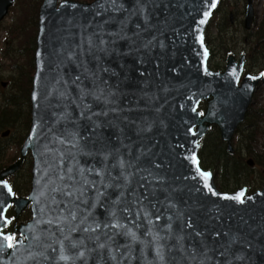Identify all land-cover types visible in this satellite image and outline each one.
Returning a JSON list of instances; mask_svg holds the SVG:
<instances>
[{
	"label": "water",
	"instance_id": "95a60500",
	"mask_svg": "<svg viewBox=\"0 0 264 264\" xmlns=\"http://www.w3.org/2000/svg\"><path fill=\"white\" fill-rule=\"evenodd\" d=\"M57 1L39 8L29 132L0 171V264H264V184L222 191L198 154L212 125L233 152L263 81L239 82L243 57L208 67L219 0ZM12 4L0 0V21ZM252 17L247 0L246 28ZM28 152L30 191L15 196L5 178ZM240 192L243 202L232 199ZM11 205L19 236L9 248ZM69 208L75 221L63 219Z\"/></svg>",
	"mask_w": 264,
	"mask_h": 264
},
{
	"label": "rangeland",
	"instance_id": "374dc122",
	"mask_svg": "<svg viewBox=\"0 0 264 264\" xmlns=\"http://www.w3.org/2000/svg\"><path fill=\"white\" fill-rule=\"evenodd\" d=\"M251 1H252V6H253V17H252L251 23L252 22L254 23L253 31L255 33H257V32L262 31L264 29V26H263V24H264V0H251ZM28 2H29V0H28ZM39 2H40V0H38V2H37L36 9H38V7H39ZM20 3H21V0L15 1V4L12 6V9H11L10 16L3 23L4 29L6 27L10 26L9 27L10 32L9 33L4 32L3 36L2 37L0 36V46H1V48H0V75H2V77H3L1 79V81H8V79L12 80V83H11L12 90L8 84H6L4 86H2L0 84V107L4 106L6 104V98L7 97L10 98V100H16V103L12 102L13 105L9 104V106L14 107V105H18V107H20L19 108L20 118L16 122V128L13 126L0 128V171L2 169L6 168L7 166L13 164L14 162H16V160L20 157L19 156L20 155L19 141H20L21 137L23 136V134L27 131L25 123L27 121V118H30V115H31V104H30V101L28 102V99L25 95H27V91H28V94L30 91L29 81H28V88H27V78L30 76V80H31L32 73H33V69L31 72L30 59H31V56L34 52V46H35V41H36L35 36L37 34V22H38L37 14H38V12L36 13V9H35L29 15H27L26 0H25V3L23 0V3H22L23 7L21 6ZM245 4H246V0H221L219 3L220 7H222L221 9L228 8L227 11H229V10L232 11V15H234V18H236V21L237 20H243V19L245 21V13H244ZM26 15L28 16V19L26 17V19L23 20V18ZM215 18H218V17H215ZM215 18H214L213 22L211 21V24L208 26V29L206 31V36H207V39H209V40L215 32L214 27H215V24L217 23ZM258 25H260V27H258ZM241 27H243V24H241ZM258 28H260V29H258ZM4 29H3V31H5ZM15 37L18 38V40L16 41L18 44L25 43V46L28 48L22 54V57L19 56L16 59L12 57V59L9 60L4 54H2L3 50H5V51L7 50V52H10L7 49L8 43L6 45H4V39L6 40V42H9L12 39L15 40ZM225 42L226 43L224 46H228L229 42L227 41V39ZM232 43H234L236 45H241L242 41H241V39L236 40V39L232 38ZM232 46H233V44H232ZM224 50H225V48H223V52H224ZM217 51L220 52V54H223L222 51H219V50H217ZM6 55H9V54L7 53ZM257 58H258V61L261 62L262 60H264V55L263 54H257ZM15 62L18 63V68H16V69L12 67V65ZM209 63H210V66L214 69L217 67H221L220 70H223L224 66H225V61L222 62V64H220V61H219V64H218L219 66L215 65L217 63L216 56L215 57L211 56ZM13 69H15V70H13ZM257 70L258 69H255L254 71H257ZM242 77L243 76L241 75V78ZM14 78L16 81H14ZM13 91H15L18 95L14 96V94H11ZM20 99H22V101H19ZM252 100L253 101H252L251 105L249 106V108L252 107L254 104L259 106V107L264 106V82H260L258 84L257 90L254 93ZM203 103H204V105H203ZM201 105H203V108L206 106L205 102H202ZM248 110H247V112H248ZM240 127L241 126L239 125L237 127V129H239ZM6 129H10V133L8 135H6V137H4L1 134ZM237 129L235 130L234 135H233L232 140H231L232 147L234 150H235V148L237 149L238 146H244L245 145L244 142L243 141L240 142L238 137L236 136L237 133L242 135L243 128L241 127V129L239 131H237ZM213 133H214V130L213 129L211 130V128H210L205 133L202 140L206 144H210L212 137H213ZM222 142H224V141H222ZM200 148L201 147H199V152H200ZM258 148H260V147L258 146ZM245 157H246V162H247V159L252 158L251 156H248L246 154H245ZM31 164H32L31 157L29 155H26L24 157V161L22 162L21 166L14 173L6 176V177H8L7 179H9L16 186L21 185L23 187L22 190H20V189L16 190L18 195H20V196H25L29 191L30 180H31V173H30L31 172ZM247 164H248V162H247ZM252 166H254V164ZM211 171L214 174L215 184L220 190L231 192L238 187V186H234V188H232L234 184H232V182H230L227 185V187L221 188V186L219 185V181H218L219 177L214 173L213 170H211ZM258 172L253 173L251 176L257 177ZM230 175H232V174H230ZM252 178L253 177H251V181L249 183L250 187H247L248 193H251L257 189H261L262 185L264 183V179H260L258 181V183L254 184V183H252L253 182ZM225 179H226V181H228L229 176ZM26 210H28V208L24 209V211H26ZM27 219H29V218H25V220H23V221H26ZM19 221H22V220H19Z\"/></svg>",
	"mask_w": 264,
	"mask_h": 264
},
{
	"label": "trees",
	"instance_id": "16d2710c",
	"mask_svg": "<svg viewBox=\"0 0 264 264\" xmlns=\"http://www.w3.org/2000/svg\"><path fill=\"white\" fill-rule=\"evenodd\" d=\"M37 2L38 0H29V2L28 0H26L27 15H29L33 10L36 9ZM258 27H260V25H258ZM248 48V53L253 63V65L249 68L251 70L258 69L257 72H264V60L260 62L257 58V54L264 55V29L255 33V39ZM30 62L32 72V56ZM14 81H16L15 78ZM28 81L30 83V76L27 78V88ZM11 94H14V96L18 95L15 91H13ZM25 96L27 97L29 102L28 91L27 95ZM19 101H22V99H20ZM12 102L16 103V100H10V98L7 97L6 104L0 107V128L8 126H13L16 128V122L20 118V107H18V105H14V107L9 106V104L11 105ZM203 105H201V107H203ZM30 119L31 118H27V121L25 123L27 130L29 128ZM240 126L243 128L242 135L237 133L236 136L238 137L239 141H243L245 145L238 146L237 149L235 148L232 153L227 150L226 144L221 141L219 137V130L216 126L211 127V130L213 129L214 133L210 144H206L203 140L201 143L199 152L201 165L206 169H211L214 171V173L219 177L218 181L221 188L227 187L230 182L234 184L232 188H234V186L239 187L240 184V186L245 185L247 187H250L249 183L251 181V177H253L252 183L254 184L258 183L260 179H264V106L259 107L254 104L252 107H250L248 112L246 113L245 120ZM241 127L237 129V131H239ZM26 134L27 131L21 137L19 141L20 145ZM258 146L260 148H258ZM245 154L252 157L251 159L254 162V166H249L247 164ZM255 172H258V176H251ZM228 176L229 182L225 179ZM12 187L15 191L23 189L21 185L16 186L14 183H12ZM12 214L13 212L11 210L9 212V215ZM29 217L30 210L28 209L20 215V220H25V218Z\"/></svg>",
	"mask_w": 264,
	"mask_h": 264
},
{
	"label": "flooded vegetation",
	"instance_id": "af4514ba",
	"mask_svg": "<svg viewBox=\"0 0 264 264\" xmlns=\"http://www.w3.org/2000/svg\"><path fill=\"white\" fill-rule=\"evenodd\" d=\"M15 1H17V0H15ZM22 3H23V0H21V3H20L21 6L23 7ZM24 3H25V0H24ZM245 7H246V4L244 6V12H245ZM221 8L222 7H220V5H219V7H217L216 12H215L213 19H212V22H213L214 18L218 17V18H215L216 22H217L215 24V27H214L215 32H214L213 36L210 38V40L208 39L210 58H211V56H213V57L216 56L217 63L215 65L219 66L218 65L219 61H220V64H222V62H224V61L226 63V57L228 55L233 54L236 62H238L241 59V57H243L244 71H245V69L247 67H251L253 65V63L250 59L249 53H248L249 48H247V47L255 39V32L253 31L254 23L252 22L250 24V26L248 28H246L244 25L245 24L244 19L236 21V18H234V15H232L231 10L227 11L228 8H225V7H224L225 9H221ZM11 9H12V7H10L8 15L2 21H0V36L1 37L3 36L4 32L5 33L10 32L9 31L10 26H8L4 29L3 23L10 16ZM26 17L28 19V16L26 15L23 18V20L26 19ZM241 24H243V27H241ZM3 29L5 31H3ZM232 38L236 39V40L241 39V41H242L241 45H236V44L232 43ZM226 39L229 42L228 46H224L226 43L225 42ZM17 40H18L17 37H15V40L12 39L9 42H6V40L4 39V45H6L8 43L7 49L10 52H7V50L6 51L3 50L2 54H4L9 60H11L12 57L15 59L18 58L19 56L22 57V54L28 48L25 46V43L18 44L16 42ZM232 44H233V46H232ZM0 48H1V46H0ZM223 48H225L224 52H223ZM217 50L222 51L223 54H220V52H218ZM7 53L9 55H6ZM12 67L15 69L18 68V63L15 62L12 65ZM15 69H13V70H15ZM217 69H221V67H217ZM251 71H254V70H251ZM11 83H12L11 79H8V81H1V79H0V84L2 86L8 84L9 87H11ZM11 90H12V87H11Z\"/></svg>",
	"mask_w": 264,
	"mask_h": 264
},
{
	"label": "snow or ice",
	"instance_id": "6c2138e0",
	"mask_svg": "<svg viewBox=\"0 0 264 264\" xmlns=\"http://www.w3.org/2000/svg\"><path fill=\"white\" fill-rule=\"evenodd\" d=\"M212 7H215V3L213 2L212 4ZM208 13H205V17H207ZM201 23H204V21L202 20ZM193 160L195 161V157H193ZM71 172V169L69 170ZM81 174H83L84 172V169H81ZM91 171V170H90ZM203 177L205 178V180L207 181V178L209 176L208 173H202ZM65 192L67 193V196L68 198L71 200V198L76 195L77 199H79V196L83 194V192H79V193H74L73 191H71L70 189H65ZM102 194V193H101ZM244 193L243 192H240L237 196L235 197H232V199H237V200H240V202H243V200L241 199V197H243ZM67 212H68V215L67 216H64L63 219L64 220H68L69 218L72 220V221H75L76 218H77V215H76V211L72 210V209H67ZM113 217L115 216V213L113 212L112 213ZM104 227V228H109V227H114V228H120V227H123L122 225H120L118 222L115 223V224H112V225H109V224H104V225H101L100 223H97L96 224V228H100V227ZM75 230V229H73ZM94 230V229H93ZM85 231H88V229H85ZM127 235H130L133 240L136 239L135 237V233H132L130 230L128 233H126ZM5 239H7L9 241L8 243V247L11 248L12 247V244H11V241L13 239V237L11 236H7L5 237ZM101 247H104V245H100ZM81 255H83V253H81ZM62 259H66V257H61Z\"/></svg>",
	"mask_w": 264,
	"mask_h": 264
},
{
	"label": "bare ground",
	"instance_id": "6f19581e",
	"mask_svg": "<svg viewBox=\"0 0 264 264\" xmlns=\"http://www.w3.org/2000/svg\"><path fill=\"white\" fill-rule=\"evenodd\" d=\"M246 3H247V0H246ZM250 71H251V70H250ZM251 72H252V73H256L257 71H255V72H254V71H251Z\"/></svg>",
	"mask_w": 264,
	"mask_h": 264
}]
</instances>
